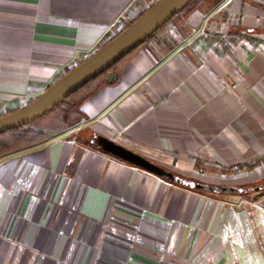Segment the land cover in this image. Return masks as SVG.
<instances>
[{"label": "crops", "instance_id": "obj_1", "mask_svg": "<svg viewBox=\"0 0 264 264\" xmlns=\"http://www.w3.org/2000/svg\"><path fill=\"white\" fill-rule=\"evenodd\" d=\"M159 1L0 0V118ZM114 75L81 104V126L39 121L31 128L49 139L0 160V264H221L236 244L257 254L264 0L208 1ZM100 139L185 182L238 193L175 186L93 149Z\"/></svg>", "mask_w": 264, "mask_h": 264}, {"label": "water", "instance_id": "obj_2", "mask_svg": "<svg viewBox=\"0 0 264 264\" xmlns=\"http://www.w3.org/2000/svg\"><path fill=\"white\" fill-rule=\"evenodd\" d=\"M192 1L160 0L157 2L108 46L94 54L87 61L55 83L30 105L15 113L1 117L0 135L27 128L44 118L91 81L109 72L130 53L141 47L169 25ZM115 79V75L110 74L108 76V83L113 84ZM98 146L113 157L166 181L184 185L202 193H218L224 195L238 193V191L233 189H215L185 182L107 140L100 139Z\"/></svg>", "mask_w": 264, "mask_h": 264}, {"label": "trees", "instance_id": "obj_3", "mask_svg": "<svg viewBox=\"0 0 264 264\" xmlns=\"http://www.w3.org/2000/svg\"><path fill=\"white\" fill-rule=\"evenodd\" d=\"M208 1H210V0H193L181 12V14L179 16H177L174 20H176L178 17H180L186 13H190L191 11H193L196 8L202 7V5ZM130 26L131 25L126 26L123 31L128 29ZM122 32H120L116 37H118ZM116 37L104 41L103 44L99 47L98 52L101 51L102 49H104L106 46H108ZM155 37H156V35H154L151 39H149L142 46L147 44L150 40L154 39ZM138 49H136L132 53H130L121 62H119L117 65H115L109 72H107L106 74H103V75L97 77L96 79H94L93 81H91L88 85H86L80 91L76 92L68 100H66L64 103H62L55 110H53L51 113H49L48 115H46L44 118H42L39 121L50 119L53 121V124L56 127L60 128L62 131H70L74 128L81 126L83 124V122H85L84 116L80 112L81 104L84 101H86L87 99H89L98 90L99 87H101L103 84H107L108 83V76L110 74H115L117 69L121 65H123L125 62H127L138 51ZM70 72L71 71L66 72L62 78H64ZM38 122H36V123H38ZM35 124H33V125H35ZM33 125H31L27 128L11 131V132H8L6 134L0 135V160L7 157V156L12 155V154L18 153L22 150L33 148L35 146L43 144L49 139V135L47 133L40 132V131H34L31 128ZM92 147H93V149L100 151L101 154L113 157L112 155L106 153L102 148H100L98 146V142H92ZM113 158H115V157H113ZM115 159H117V158H115ZM117 160H119V159H117ZM119 161L126 163V162L121 161V160H119ZM126 164H128V163H126ZM128 165H130V164H128ZM170 183L175 185V186H180L183 188L191 189L190 187H187L184 185H180V184L173 183V182H170ZM259 194H260V197H263L264 196V189H262ZM248 195H250V193H247V191H245L242 194V196H248Z\"/></svg>", "mask_w": 264, "mask_h": 264}, {"label": "rangeland", "instance_id": "obj_4", "mask_svg": "<svg viewBox=\"0 0 264 264\" xmlns=\"http://www.w3.org/2000/svg\"><path fill=\"white\" fill-rule=\"evenodd\" d=\"M36 125V124H35ZM252 188V187H251ZM243 189V188H241ZM250 190V189H249ZM243 191H248V189H243ZM246 197V196H244ZM252 195H248L246 198H251ZM235 245V244H232ZM259 252L255 255H250L248 258L243 256V254L250 253V251L241 244H236L229 252L225 259L218 258V261H222L221 264H264V247L260 246ZM244 252V253H242ZM222 255L225 256V250L222 251ZM223 258V257H222ZM208 264H213V262H208ZM217 264H220L218 262Z\"/></svg>", "mask_w": 264, "mask_h": 264}]
</instances>
